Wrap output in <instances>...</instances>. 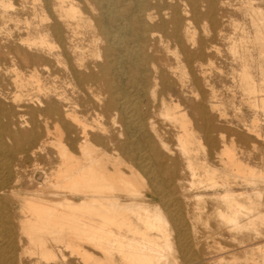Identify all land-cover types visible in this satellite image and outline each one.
<instances>
[{"label":"bare ground","instance_id":"6f19581e","mask_svg":"<svg viewBox=\"0 0 264 264\" xmlns=\"http://www.w3.org/2000/svg\"><path fill=\"white\" fill-rule=\"evenodd\" d=\"M199 1L0 0V264H264V0L230 38L244 131Z\"/></svg>","mask_w":264,"mask_h":264},{"label":"rangeland","instance_id":"374dc122","mask_svg":"<svg viewBox=\"0 0 264 264\" xmlns=\"http://www.w3.org/2000/svg\"><path fill=\"white\" fill-rule=\"evenodd\" d=\"M183 2L184 0H172V5L179 12H183L186 8H188ZM253 2L257 5L259 4L258 0H253ZM199 9L201 17L195 23L196 36L198 39L204 42L206 41V44H209L211 40L213 41L212 44H210L209 51L203 57V62L207 70V74L211 75L215 79V88L216 92H218V99H221L219 100L222 102L221 107L226 113L225 117H218L217 123L219 126H224L226 129L228 128V130L236 129L244 131L243 125L245 121L250 118L251 111L247 107V103L242 100V88L236 79H232V69L234 67H238V64L233 60L229 46L230 38L240 36L243 29L250 34H253L255 28L252 25L250 16L246 14L242 0H213V2L209 0L199 1ZM163 12H166L163 15L165 16L163 19L166 21V28L167 30H171L172 25L170 20L172 16V9L167 8ZM160 18L161 16L157 15L153 24L155 25L158 23ZM233 25L236 28H234ZM154 33L156 35V39L159 38L162 40L158 43L160 49L158 54L161 58L159 62L164 64L166 62V58L173 60L175 57L173 52H180L179 47L175 46L173 42L168 41L164 37L166 34L164 31L157 30ZM213 34H215V38H212ZM202 91L206 94L208 91L207 87H203ZM229 133L230 132L228 131V135ZM59 250L64 253L69 252L68 249L63 248L62 246L59 248L55 247V251ZM55 264L62 263L58 260L55 261Z\"/></svg>","mask_w":264,"mask_h":264}]
</instances>
